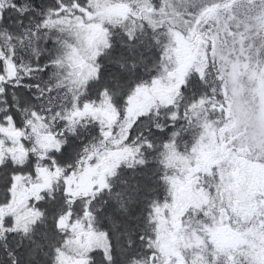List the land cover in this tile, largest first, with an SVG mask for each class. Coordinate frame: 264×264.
<instances>
[{
	"label": "snow or ice",
	"instance_id": "6c2138e0",
	"mask_svg": "<svg viewBox=\"0 0 264 264\" xmlns=\"http://www.w3.org/2000/svg\"><path fill=\"white\" fill-rule=\"evenodd\" d=\"M0 264H264V0H0Z\"/></svg>",
	"mask_w": 264,
	"mask_h": 264
}]
</instances>
